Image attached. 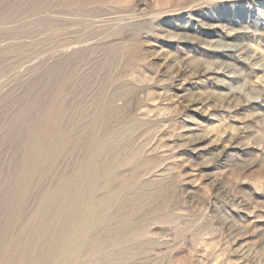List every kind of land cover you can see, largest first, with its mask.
Wrapping results in <instances>:
<instances>
[{
	"label": "rangeland",
	"instance_id": "rangeland-1",
	"mask_svg": "<svg viewBox=\"0 0 264 264\" xmlns=\"http://www.w3.org/2000/svg\"><path fill=\"white\" fill-rule=\"evenodd\" d=\"M84 188L69 264H264V0H0V264Z\"/></svg>",
	"mask_w": 264,
	"mask_h": 264
},
{
	"label": "bare ground",
	"instance_id": "bare-ground-1",
	"mask_svg": "<svg viewBox=\"0 0 264 264\" xmlns=\"http://www.w3.org/2000/svg\"><path fill=\"white\" fill-rule=\"evenodd\" d=\"M144 7V6H143ZM146 8V7H145ZM150 9V8H149ZM76 12V11H75ZM91 12V11H90ZM96 12V11H95ZM113 12V11H111ZM169 12V11H168ZM174 13V12H173ZM79 14V13H78ZM88 14V13H87ZM99 14V13H98ZM80 15V14H79ZM139 15V14H138ZM142 16V15H141ZM144 16V15H143ZM82 17V16H81ZM102 17V16H101ZM106 17V16H104ZM143 20V19H142ZM80 21V20H79ZM77 21V22H79ZM93 21V20H92ZM96 21V20H95ZM123 21V20H122ZM116 22V21H115ZM94 23V22H93ZM204 23V22H203ZM219 24V23H218ZM208 25V24H207ZM227 25V24H226ZM81 26V24H80ZM86 26V25H85ZM209 28V27H208ZM87 29V27H86ZM207 29V28H206ZM88 30V29H87ZM85 31V30H84ZM97 31H99V29H97ZM210 32V31H209ZM216 32V31H215ZM212 33V32H211ZM227 33V32H226ZM206 34V32H205ZM89 35V34H88ZM92 36V35H91ZM107 36V35H106ZM127 36V35H126ZM189 36V35H188ZM202 36V35H201ZM231 35H228L227 37H230ZM195 37V36H194ZM98 39V38H97ZM175 39V38H174ZM177 39V38H176ZM211 39V38H210ZM224 39V37H223ZM101 40V39H99ZM117 40V39H116ZM181 40V39H180ZM203 40V39H202ZM188 41V40H187ZM222 40H219V42H221ZM108 42V41H107ZM120 42V41H119ZM201 42V41H200ZM232 42V41H231ZM86 43V42H85ZM87 44V43H86ZM79 45V44H78ZM111 45V43H110ZM212 47V46H211ZM259 55V54H258ZM168 56V55H167ZM210 59V58H209ZM220 59V58H219ZM259 60V59H258ZM167 61V60H166ZM172 61V60H171ZM226 61V60H225ZM247 61V60H246ZM255 61V60H253ZM202 62V61H201ZM208 62V61H207ZM199 63V62H198ZM203 64V63H202ZM215 64V63H214ZM259 64V63H258ZM205 66V65H203ZM225 66V65H224ZM228 66V65H227ZM232 66V65H231ZM160 67V66H159ZM162 67V66H161ZM230 67V66H229ZM180 68V67H179ZM158 69V68H157ZM193 70V68H192ZM181 71V70H180ZM203 73H208V72H212L213 70L211 68H206V69H201L200 72ZM161 73V72H160ZM176 73V72H175ZM217 73V72H216ZM202 74V73H201ZM172 75V74H171ZM198 75V74H197ZM208 75V74H207ZM188 76V75H187ZM175 77V76H174ZM149 78V77H148ZM186 78V77H185ZM156 79V78H155ZM176 79V78H175ZM161 81V80H160ZM157 82V80H156ZM159 82V81H158ZM145 84V83H144ZM159 84V83H158ZM143 87V86H142ZM237 91V90H235ZM240 91V90H239ZM243 92V90H241ZM234 95V94H233ZM240 95V94H239ZM232 98V97H231ZM240 98V97H239ZM193 100V99H192ZM202 100V99H201ZM110 102V101H108ZM107 102V103H108ZM202 103V102H201ZM191 107V106H190ZM103 112V111H102ZM109 114V113H108ZM106 115V114H105ZM103 122V121H102ZM199 134V133H198ZM193 136V135H192ZM199 136V135H198ZM232 136V135H231ZM230 134H229V137H231ZM203 137V136H202ZM202 137H199L197 138L196 141L200 142L202 140ZM217 138V137H216ZM215 138V139H216ZM103 140V138H102ZM106 140V139H105ZM204 140V139H203ZM106 142V141H105ZM215 142V140H214ZM205 144V143H204ZM219 144V143H217ZM96 150L94 151V154H93V160H97V158L100 156V154L102 153V149H103V143L102 142H99L97 141L96 142ZM203 148V147H202ZM187 150V149H186ZM196 153V152H195ZM92 156V155H91ZM94 165V164H93ZM87 166V165H86ZM90 166V165H89ZM90 168V167H88ZM86 171V170H85ZM87 174V173H86ZM91 175V174H90ZM84 177V176H83ZM85 180V177L84 179ZM87 182V181H86ZM92 182V181H91ZM81 186V185H80ZM91 186V185H90ZM88 188H84L83 189V192L81 193V195L79 197L76 198V200L73 201V203L71 204V212L67 215H65L64 218V223L66 225V229H63V233H61V236L63 237V239L65 240L66 238L70 237L73 235V242L66 248L65 252L61 255H58L57 252L55 250H52L50 253L46 254L45 256H41L38 261H37V264H69L70 262V259L72 257H75L78 252L80 251V249L82 248L83 244L86 242L84 241L85 240V236L84 235H88V234H91V232L89 231H86L83 235V232H82V235L81 233H79V227L81 226L82 224V219L83 218V215L81 214V211L82 209H80L81 211H79V208H81V204L82 202H84L87 197H88ZM88 193V194H87ZM89 199V198H88ZM92 200V199H91ZM68 201V200H67ZM69 202V201H68ZM88 202V201H86ZM92 202V201H90ZM105 202V201H104ZM71 203V202H70ZM98 203V202H97ZM91 204V203H90ZM87 205V204H86ZM99 205V204H98ZM101 205V204H100ZM109 205H110V202L107 201L103 206L99 207L96 209L97 211V214L99 217L103 216L104 214V210L108 207L109 208ZM89 206V205H88ZM111 206V205H110ZM93 208V207H92ZM107 208V209H108ZM90 209V208H88ZM69 212V211H67ZM86 212V211H85ZM106 215V214H105ZM86 220V219H85ZM84 220V221H85ZM87 224V223H86ZM86 227L88 225H85ZM85 231V229H84ZM93 232V231H92ZM60 233V231L58 232ZM95 233V231H94ZM93 233V234H94ZM86 235V236H87ZM71 239V237H70ZM60 243V242H58ZM66 243V242H65ZM70 243V242H69ZM89 243V242H88ZM64 244V243H63ZM87 245V244H86ZM67 246V245H66ZM56 249V248H55ZM59 249V248H58ZM84 249V248H83ZM62 250V249H61ZM242 251V250H241ZM60 252V251H59ZM72 260V259H71ZM72 264V263H71Z\"/></svg>",
	"mask_w": 264,
	"mask_h": 264
}]
</instances>
